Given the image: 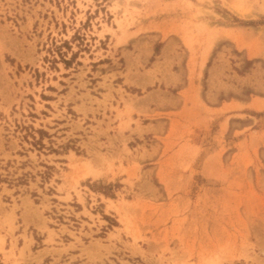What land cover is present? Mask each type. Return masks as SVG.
<instances>
[{
	"label": "rangeland",
	"instance_id": "rangeland-1",
	"mask_svg": "<svg viewBox=\"0 0 264 264\" xmlns=\"http://www.w3.org/2000/svg\"><path fill=\"white\" fill-rule=\"evenodd\" d=\"M0 264H264V0H0Z\"/></svg>",
	"mask_w": 264,
	"mask_h": 264
}]
</instances>
